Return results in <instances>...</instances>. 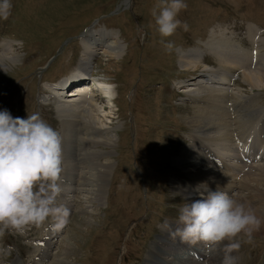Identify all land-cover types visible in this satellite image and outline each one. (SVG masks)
Masks as SVG:
<instances>
[{"label":"rangeland","instance_id":"rangeland-1","mask_svg":"<svg viewBox=\"0 0 264 264\" xmlns=\"http://www.w3.org/2000/svg\"><path fill=\"white\" fill-rule=\"evenodd\" d=\"M128 1L12 0L11 15L7 20H0V53L2 46H12L16 57L5 69L0 68V109H9L14 117L38 112L59 132L61 142L62 121L54 105L58 89L46 93L45 83L69 76L77 69L85 46L82 36L93 25L112 30L111 34L118 36L115 40L126 46L120 57L96 49L98 54L95 53L90 65L92 75L110 86L109 95L104 93L95 99L90 94L97 103L98 115L103 117L101 121L112 128L108 133L117 136L113 147L103 149L112 152L104 156L105 162H112L113 166L110 189L107 187L102 202L92 199L84 202L80 194L77 196L84 205L92 201L104 204H94L89 211L77 200L72 210L73 202L67 223L62 226L63 235L57 237L58 243L52 237L48 239L53 245L45 249L48 259L43 264H147L148 251L160 237L166 236L165 221L170 222L169 230L173 231L179 207L185 198L189 201L187 194L174 189L177 184L184 187L173 177L187 178L174 160L194 144L192 139L189 141L192 128L188 117L200 115L199 106L203 104L195 94H182L180 86L184 85L182 81L193 79L185 81L189 88L193 87L194 76L201 77L207 65L203 69L199 66L197 70H188L204 63L196 53L195 65L190 64L186 70L179 61L181 52L190 53L195 46L202 53L213 54V49H204L207 42L212 38L214 42L232 38L231 44H241L248 53L258 45L261 53L258 59L264 61V0H186L187 8L177 18L186 22L189 29L184 31L178 27L169 37L160 36L151 15L161 0ZM229 22L238 23L237 29L229 26ZM253 22L256 27L249 25ZM258 27L262 29L260 35ZM101 30L104 29L89 32L93 39H103ZM232 32L234 35H229ZM255 35L257 38H252ZM162 40L171 42L172 47L166 48ZM118 42L116 46L120 45ZM206 62L217 67L206 71L222 74L218 69L222 66L220 61L207 59ZM81 71H89L83 70V62ZM235 74L229 76L235 81L230 88L246 94L242 97L252 101V106H244L248 108L246 111L250 107L254 110L255 101L250 99H256L258 109H264V86L256 92L244 87L238 89L247 82L243 84L240 73ZM248 87L251 88L249 84ZM225 95L233 103H239L235 94ZM111 96L116 97L115 103ZM188 97L195 101H188ZM204 133L207 131L197 132L200 136H205ZM189 142L192 144L187 145ZM63 160L61 180L65 174ZM188 183L195 185L196 181ZM260 205L258 201L257 206ZM51 226L55 228L49 220L38 226H26L23 234L14 230L6 232L0 237V248L5 249L0 253V264H17L23 259L29 262L40 255ZM9 245L11 251H7ZM235 253L238 264H264V224L253 233L252 243L241 241ZM205 257L211 264L218 261L210 251Z\"/></svg>","mask_w":264,"mask_h":264},{"label":"bare ground","instance_id":"bare-ground-1","mask_svg":"<svg viewBox=\"0 0 264 264\" xmlns=\"http://www.w3.org/2000/svg\"><path fill=\"white\" fill-rule=\"evenodd\" d=\"M129 1V3L132 2L131 0ZM128 2H126L127 6L129 5ZM257 29L261 31L260 28ZM101 31H104V35H102L103 39L92 38V33H95V30H92V33L86 32L82 37V44L83 46L85 44L86 52L84 54V46L80 65L72 72L71 77L74 74H83L80 76L85 77L89 71H85V73L81 71L82 62L83 70H90L91 60H93L95 53H107L115 55V57H120L124 54L126 46L122 42L119 43L115 40V38H118V36H115L116 33L111 34L114 32L108 29ZM229 35L232 36L234 33L232 32ZM252 38H257V36L255 35ZM109 40L112 42L108 45ZM231 40L232 38H223L214 42L215 38H212L209 42L206 41L207 44L204 45V49H213V54H209L207 51L202 53L199 47L195 46L193 47L195 50L190 53L181 52L179 61L184 66V69L187 70L190 64H194L193 60L196 53L201 55L200 57L203 61L205 54H208L209 56L217 57V61L221 62L222 66L218 69L222 74H210L206 70H209L210 67L213 69L217 67L205 62L198 64L195 68L188 69L197 70L199 66L203 69L207 65L204 70L205 72L202 71L201 77H194L196 81L192 83L193 85L191 84L193 87L189 88V85L185 84V81L187 82L188 80L182 81L184 83V85L180 86L183 87L182 91L197 95L196 98L203 105L199 106V110H201V113L199 112L200 115L197 113L198 115L194 117H188V125L192 128L190 141L192 139L194 144L190 146L189 144H192V142H189L187 150H183V153L177 156L179 158L174 160L175 165L183 169L182 171L186 173L188 179L180 180L174 177L175 182L182 183L184 187L182 189L177 184L175 186L177 189H174L187 194L189 196L188 202H191L200 198L196 191L197 186L206 183L210 190H217L219 188L232 195L234 193V198L251 206L255 210L256 215L264 221V109H258L257 100L250 99L255 101L254 110L250 107V111H246L248 108H244V106H252V101L242 97V95L246 96V94H240L236 89L229 87L231 86L229 76L240 73V79L243 84L246 82L247 84L246 86H238V89L244 87L251 92L262 91L263 89L260 88L264 86V61L262 62L258 59L261 57L258 45H255V49L248 53L247 49L245 50L240 43L244 49L238 44H231L229 42ZM117 42L120 44L119 46H116ZM98 48L103 51L96 52ZM11 49L12 46H2V52L0 53L1 69H5L8 63L15 61L16 57ZM238 57H241V59H238ZM235 67H238V69L229 73ZM60 83L62 82L48 83L47 86L52 88L58 86ZM248 84L255 90H251ZM72 85L73 83L69 84V86ZM89 85L90 82L79 84L75 89V92H79V94L76 95L74 92L72 94L69 93L65 98H55L56 102L54 104L56 114L59 115L58 118L62 121L63 138L61 149L63 153L62 158H64L63 161L65 162V174H63L60 182L62 192L59 198L61 204L69 210H71L73 202L75 205L72 210L76 208V201L80 202V198L77 197L79 194L82 196L84 202H89V199L102 202L103 198H105L107 187H110V178L112 179V162L106 163V158L104 157L106 154H112V152L103 149L113 147L117 136H114V134L110 135L108 132L112 128L107 125L105 126L103 121H101L103 117L98 115L97 103L95 101L98 96L91 93ZM99 85H101L103 95L104 93L105 95L109 93V84L99 83ZM104 85H106L105 89H103ZM228 92L235 94L233 96L239 100V103H233L230 96L225 95ZM62 94H65L64 91L63 93L60 92L59 96H62ZM256 95H259V92ZM115 98L111 96L113 103H115ZM229 99L232 101V106L228 105ZM249 120L251 121L249 122ZM206 131L207 133H204L206 137L197 134V132ZM218 158L221 161L218 162ZM229 160H234L238 167L232 168L228 165L226 161ZM188 181H196V184L190 185ZM238 186H241L240 190H238ZM191 196L195 198L190 199ZM95 201L86 205L83 204L84 202H80V204H83L84 210L91 209L94 204H104V202L100 204ZM258 201H261L260 206H257ZM177 226L178 224L174 225V227ZM58 231H61V227L54 228L51 226L46 240L49 236H53V238L59 237L61 234L58 235ZM165 231L166 236L160 237L159 241L155 242L154 247L148 251L147 256L150 254L148 259L146 256L147 264H211L205 257L207 251H210L215 259L217 258L218 261H214L216 264H221L224 256L222 244L214 248L207 247L202 242L186 244L182 243L178 238H173L171 235L172 231L169 228L165 229ZM50 246L51 244L47 240L44 248L40 249L42 250L40 255L28 263L24 261V257L22 256L23 260H19L17 264H31L33 261H35L33 264H43L48 259L45 256L46 253H44L45 249H49ZM233 255L236 257L235 251Z\"/></svg>","mask_w":264,"mask_h":264},{"label":"clouds","instance_id":"clouds-1","mask_svg":"<svg viewBox=\"0 0 264 264\" xmlns=\"http://www.w3.org/2000/svg\"><path fill=\"white\" fill-rule=\"evenodd\" d=\"M12 7V0H0V20L8 19ZM186 8V0H161L152 9L161 37L171 36L178 27L188 31V24L177 18ZM161 42L172 47L171 42ZM62 171L59 132L38 112L14 117L9 109H0V237L13 230L23 234L26 226L49 220L57 228L67 223L70 210L58 200ZM201 185L196 188L200 198L191 202L185 198L179 207L178 226L171 235L186 244L202 242L210 248L222 244L221 264H236L233 252L241 241L252 243L264 221L229 192ZM164 226L171 224L165 221Z\"/></svg>","mask_w":264,"mask_h":264}]
</instances>
